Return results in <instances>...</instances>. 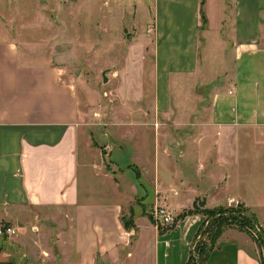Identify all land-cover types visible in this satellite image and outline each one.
Listing matches in <instances>:
<instances>
[{"label":"crops","instance_id":"obj_1","mask_svg":"<svg viewBox=\"0 0 264 264\" xmlns=\"http://www.w3.org/2000/svg\"><path fill=\"white\" fill-rule=\"evenodd\" d=\"M108 4L100 42H114L107 16L115 13L129 46L113 73L134 104L151 92L155 112L111 117L130 126L128 146L108 151L111 174L92 164L85 123L96 93L80 67L66 64L75 53L24 44L0 19V224L16 230L0 235V264H186L207 223L202 211L184 213L194 204L240 203L255 218L264 208V199L242 193L264 183V0ZM78 33L75 55L118 53L98 45L89 54ZM199 75L209 90L202 111L205 98L179 96L176 105L174 83L187 95ZM167 121L175 130L159 125ZM156 205L170 209L174 223L159 227L150 215ZM259 251L249 233L229 227L204 264H261Z\"/></svg>","mask_w":264,"mask_h":264},{"label":"rangeland","instance_id":"obj_2","mask_svg":"<svg viewBox=\"0 0 264 264\" xmlns=\"http://www.w3.org/2000/svg\"><path fill=\"white\" fill-rule=\"evenodd\" d=\"M108 3L109 0H0V19L12 36H16L22 40L24 44H34L39 49L46 50V48H49L51 50L50 48L54 45L55 48L65 51L71 50L76 54L77 51L73 49H75V46L76 48L79 47L76 40H78V35L80 34L78 30L80 29L83 30V36L87 39L84 45H87V48L90 47L91 49L88 52L89 54L98 45H108V48L113 45L116 48L117 54L110 51L100 56L93 55L85 57L78 51V54L81 55L72 54V56L65 59L66 64L71 65L73 69L80 67L85 86L87 89H91L96 93V100L94 101L92 99V101H89L86 111L85 125L87 127H85V135L88 138L87 142L89 143L90 150L96 154L93 157L94 161L92 164L100 165L103 169L102 172L111 174L113 172H111L109 149H111L112 145L118 144V142H122L124 147H126L128 146V141H130L128 137L126 138L130 128L128 123L119 125L111 123V117H124L132 113L136 115L147 114L148 118L151 119L152 116H155V112L153 110L154 105L152 103L148 104L150 100L148 97L152 96L151 92L145 91V94L141 97L142 99L134 104L131 98L132 96H129L131 93L123 85L122 78L119 77L117 79V76L113 73L116 68L125 65L127 59L125 56H127L129 46L126 33L124 34V40L120 39L118 18H116L115 13L113 16H107L108 34L111 39H114V42H110L109 44L100 42L102 37L99 18L104 17L102 16L103 12L111 10L112 6ZM115 12L117 13V11ZM261 22L264 24V16L261 17ZM64 34H66L65 40L63 37ZM128 35H132V32H129ZM83 53L85 54L86 52ZM204 59L202 58L203 64ZM174 60L171 59L170 61ZM211 60L215 63L214 66H216L218 59ZM173 65L171 63L170 67ZM103 75L106 77V81H103ZM146 75L148 76V74ZM198 81H202L200 75L195 84L189 81H186L187 83L185 82L186 85L184 82L182 83L187 88L190 85L189 83H191L190 88L186 90L187 95H182L179 86H175L176 83H174L172 97L176 98V105L178 104L179 96H192L198 99L205 98L204 102L199 105V109L202 111L204 104H206L209 90L206 84H199ZM184 85L181 86L184 87ZM145 100L147 101L145 102ZM174 117V114H172L173 119ZM199 117L205 116H203V113H199ZM125 119L127 118L125 117ZM159 119L164 118L160 117ZM160 124L161 127L167 130H175L174 121H167ZM151 127L156 128L157 124L151 122ZM106 133H108V137L105 136ZM82 173L79 170L80 178L83 176ZM126 181L130 183L129 177ZM242 191L247 200L259 201L264 199V183L257 186L242 187ZM258 201L255 202L258 204ZM231 207L237 209L239 208V203H232ZM241 208L247 209L248 213L252 214L244 204H241ZM255 215L258 219L262 218L264 222V208L257 210ZM257 218L255 219L258 223ZM225 221V223L222 222L223 224L218 226L220 232L214 244L217 243V239L222 235L224 230L229 227L243 230L240 228V223L237 219H226ZM258 225L260 224L258 223ZM216 227L211 226L204 238V243H206L207 247L211 245V238ZM260 229L263 231L262 226H260ZM243 231L249 233L257 242L260 249V258L264 262V245L259 241L258 237H254L247 231V228Z\"/></svg>","mask_w":264,"mask_h":264},{"label":"trees","instance_id":"obj_3","mask_svg":"<svg viewBox=\"0 0 264 264\" xmlns=\"http://www.w3.org/2000/svg\"><path fill=\"white\" fill-rule=\"evenodd\" d=\"M200 18L202 22L205 21L204 13L201 10H200ZM201 205H202L201 202L196 203L194 204L192 209H189L184 212V213H193L197 211H202L207 216V223L199 230L198 236L195 239L193 249L186 264H204L207 255L215 247L214 241L218 237L220 232L218 230V226L220 224L225 223L226 219H237L240 223V228L243 230L247 228V231L250 227L253 226L255 222L257 223L254 215L248 213L247 209H242L240 203H239V208L237 209H234L231 206H227V207L220 206L216 208L201 209L200 207ZM125 225L129 226V223L125 222ZM211 226L213 227L217 226V227L216 230L214 231V234L212 235L211 243H210L211 245L207 247L206 243H204V237L210 230ZM258 239L264 245V237L262 230ZM260 263L264 264L262 259L260 260Z\"/></svg>","mask_w":264,"mask_h":264},{"label":"built area","instance_id":"obj_4","mask_svg":"<svg viewBox=\"0 0 264 264\" xmlns=\"http://www.w3.org/2000/svg\"><path fill=\"white\" fill-rule=\"evenodd\" d=\"M150 215L159 227L171 225L175 221V216H174L173 212L164 205H156L150 211ZM248 231L254 237L259 238V236L261 234L260 225H258V223L255 222L253 224V226L248 229ZM15 232H16V230L13 227L0 224V235L1 234L13 235V234H15ZM263 237H264V235H263Z\"/></svg>","mask_w":264,"mask_h":264},{"label":"water","instance_id":"obj_5","mask_svg":"<svg viewBox=\"0 0 264 264\" xmlns=\"http://www.w3.org/2000/svg\"><path fill=\"white\" fill-rule=\"evenodd\" d=\"M103 80L106 81V77H104Z\"/></svg>","mask_w":264,"mask_h":264}]
</instances>
